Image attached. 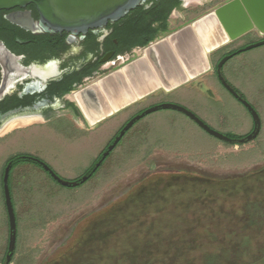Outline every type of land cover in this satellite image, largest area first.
Instances as JSON below:
<instances>
[{"label":"rangeland","instance_id":"rangeland-1","mask_svg":"<svg viewBox=\"0 0 264 264\" xmlns=\"http://www.w3.org/2000/svg\"><path fill=\"white\" fill-rule=\"evenodd\" d=\"M229 1L193 2L182 13L170 17L169 30L175 31ZM258 41V33L251 31L212 53L211 61L215 63ZM222 74L257 112L260 131L255 139L225 144L184 114L158 110L136 121L98 171L75 187L59 185L33 163H20L9 174L17 220L16 246L9 264H179L183 260L178 263L172 259L192 249L193 231L207 233L209 229L215 230L225 243L222 251L228 257L226 264H263L259 260L253 263L258 258L254 255L251 260L240 250L231 251L233 221L219 201L146 214L138 217L136 224L141 226L121 237L83 247L88 231H99L108 216L127 212L126 204L139 203L142 188L152 183L163 180L158 183L163 189L168 179L182 175L225 181L264 168V45L233 56L222 67ZM161 104L186 108L225 136L244 138L253 128L249 113L210 73L171 92L153 93L93 129L55 120L48 125L2 133L8 135L0 139V261L9 239L2 184L7 161L30 154L44 161L61 179L79 181L94 169L102 150L126 121ZM174 169L184 172H172ZM172 200L175 201L164 203H185L182 198ZM245 210L249 216L247 226L263 230L264 208L249 205ZM209 220H213L211 225ZM257 245V250L264 249V242ZM260 255L264 256V252ZM222 256L223 253L207 256L204 264H222Z\"/></svg>","mask_w":264,"mask_h":264},{"label":"water","instance_id":"water-1","mask_svg":"<svg viewBox=\"0 0 264 264\" xmlns=\"http://www.w3.org/2000/svg\"><path fill=\"white\" fill-rule=\"evenodd\" d=\"M140 0H43L37 5L42 24L54 31L87 32L108 21L118 20L133 10ZM185 1V0H184ZM28 0H0V10L24 6ZM209 24L214 29L212 36L216 44L210 49L209 34L201 31ZM256 31L261 40L248 45L230 55L224 56L216 65L220 84L247 110L253 120L252 132L244 138H230L211 129L194 113L177 105L161 104L143 111L131 118L120 130L111 145L102 154L93 171L107 157L124 134L134 123L144 116L158 110H175L193 121L208 135L225 143L244 144L255 139L260 131V119L255 109L240 98L222 75V67L238 53L264 45V0H231L214 11L195 19L180 29L147 46L142 56L117 70L103 76L73 95L83 118L89 126L108 119L121 110L135 104L145 97L163 90L171 92L190 81L210 72V55L241 36ZM50 177L63 187H75L85 181L70 182L58 177L48 166L42 164ZM10 164L5 168L2 178L3 195L8 218V249L5 263L9 264L16 243V218L9 189Z\"/></svg>","mask_w":264,"mask_h":264},{"label":"flooded vegetation","instance_id":"flooded-vegetation-1","mask_svg":"<svg viewBox=\"0 0 264 264\" xmlns=\"http://www.w3.org/2000/svg\"><path fill=\"white\" fill-rule=\"evenodd\" d=\"M42 1L28 0L22 7L0 10V135L12 121H21L26 125L13 129L10 133L19 132L34 125H48L55 120L77 127H80V124L82 129H93L104 120L92 127L89 126L75 103L73 95L121 66L140 58L147 46L174 32L169 30V32L157 34L144 45L132 42L133 45L127 48L123 36L128 20L123 19L130 11L118 20L108 21L106 24L89 29L84 33L54 32L47 29L40 20L37 5ZM157 1L159 0H140L137 6L141 5L145 9H150L153 7V2ZM202 1L207 2L208 0H180L181 9H173L169 19L173 14L185 11L191 3ZM154 26L158 27V25ZM147 37H142L141 41L147 40ZM223 57L212 63L210 55L212 69L209 73L216 79V65ZM222 88L232 96L223 86ZM235 92L244 99L236 90ZM233 98L243 107L238 99ZM250 105L252 106V104ZM122 128L123 126L114 135L109 145L112 144ZM7 135L8 133L1 135L0 139ZM109 145L102 150V153L107 150ZM18 156L26 158V162L23 163H33L39 166L50 177L42 166V164L48 165L41 159L30 154ZM100 159L98 158L96 163ZM13 162L14 160L10 159L5 163L3 173L9 164L10 172L12 171ZM101 164L95 171L92 169L87 177L96 173ZM172 172L184 171L174 169ZM6 220L8 223L7 213ZM97 235V232L88 231L86 239L83 240V247L93 244ZM96 242L99 244V241ZM7 249L8 245L0 264H6Z\"/></svg>","mask_w":264,"mask_h":264},{"label":"trees","instance_id":"trees-1","mask_svg":"<svg viewBox=\"0 0 264 264\" xmlns=\"http://www.w3.org/2000/svg\"><path fill=\"white\" fill-rule=\"evenodd\" d=\"M175 8L181 9L180 0H159L153 2V7L150 9H145L144 6L139 5L134 10L130 11L123 19L126 21L128 20L124 28L123 36V41L126 43L127 48L133 44L144 45L151 41L157 34L169 32L168 19L172 10ZM131 17L133 18L131 19ZM154 25H158V27ZM145 36H148L147 40L141 41V38ZM232 53L233 52H231V54ZM228 137L234 138L233 136ZM12 159L14 160V167L20 163L26 162V158H21L19 156H15ZM89 173H91V171ZM92 175L93 174L89 175V178ZM159 182L152 183L148 187L142 188V194L140 193L139 195L142 198L139 197V203L131 205L126 204L129 212H124L122 215L118 216L110 215L106 218L101 228H98L99 231H96L97 229L94 228V233L97 232L98 235L93 241H95L96 244V241H99L101 244L107 243L114 238L121 237L122 233L129 232L141 226L142 224L140 223L136 224V222H138V217H144L146 214H159L169 211L170 208L177 209L179 206H191L192 204L201 206L207 205L208 202L215 203L219 201L222 205L221 207L227 208L228 213L231 215L230 219L233 221V233L231 234V244L229 245L231 251L240 250L244 253L242 254L243 256L249 255L251 260L253 255L258 257L256 261L252 260L253 263L258 260L264 262V256L260 255L261 252H264V249L261 248L257 250V243L264 242V228L263 230L256 229L255 226H247L245 222V220L249 218L246 214V207L251 205L255 207L262 206L264 208V168L242 178H234L225 181H212L189 175L174 176L164 183V186H162L163 189L159 187ZM173 198H182L185 203H181V205L179 204L177 206L173 205L171 204L175 201L172 200ZM165 200L171 203H164ZM159 201H161V205L160 203L156 204ZM135 206L138 208H135ZM212 218L214 217L212 216ZM211 223H213V220H209L208 224L211 225ZM245 225L247 228H244ZM214 231L215 230L212 229H209L211 233L193 231L191 235L193 237L191 238L192 249H188V251L181 253V255H175L172 260H178V263L179 260H183V262L179 264H201V262L204 264V262L208 260L207 256L217 257L220 253H223L222 258L219 260L222 264H226L228 257L222 251L225 249V243L222 242L223 239ZM238 238L241 239L237 241ZM241 243L242 246L240 247ZM242 248H244V250ZM250 248L252 250L251 252L250 250H246Z\"/></svg>","mask_w":264,"mask_h":264},{"label":"bare ground","instance_id":"bare-ground-1","mask_svg":"<svg viewBox=\"0 0 264 264\" xmlns=\"http://www.w3.org/2000/svg\"><path fill=\"white\" fill-rule=\"evenodd\" d=\"M214 28V27H213ZM210 27L209 24L206 25V27L202 26L200 28L201 31H204V34H209L207 35L209 38L208 40V45H206L208 49H210L211 47H213L217 42H216V37H213L212 35V32L214 31V29ZM23 123L21 121H12L10 122L3 130L2 132H5V131H8V130H13V129H17V128H20L22 127Z\"/></svg>","mask_w":264,"mask_h":264},{"label":"crops","instance_id":"crops-1","mask_svg":"<svg viewBox=\"0 0 264 264\" xmlns=\"http://www.w3.org/2000/svg\"><path fill=\"white\" fill-rule=\"evenodd\" d=\"M254 32L257 33L256 31H254ZM258 37H259V39H261V37H260L259 34H258ZM206 74H210V73L208 72V73H206ZM159 91H163V90H159ZM157 92H158V91H157ZM154 93H156V92H154ZM151 95H152V94H151ZM149 96H150V95H149ZM147 97H148V96H147ZM145 98H146V97H145ZM145 98H144V99H145ZM142 100H143V99H142ZM139 101H141V100H139ZM139 101H138V102H139ZM138 102H136V103H138ZM136 103H135V104H136ZM133 105H134V104H133ZM133 105H131V106H133ZM131 106H129V107H131ZM127 108H128V107H127ZM121 111H122V110H121ZM121 111H120V112H121ZM118 113H119V112H118ZM118 113H116V114H118ZM114 115H115V114H114ZM114 115H113V116H114ZM113 116H111V117H113ZM111 117H109V118H111ZM109 118H108V119H109ZM106 120H107V119H106ZM104 121H105V120H104Z\"/></svg>","mask_w":264,"mask_h":264}]
</instances>
